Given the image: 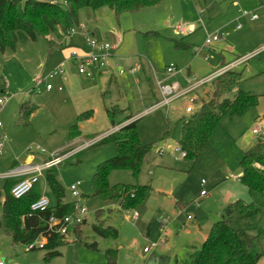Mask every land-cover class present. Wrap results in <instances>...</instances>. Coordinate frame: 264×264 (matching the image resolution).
<instances>
[{
	"label": "rangeland",
	"instance_id": "374dc122",
	"mask_svg": "<svg viewBox=\"0 0 264 264\" xmlns=\"http://www.w3.org/2000/svg\"><path fill=\"white\" fill-rule=\"evenodd\" d=\"M243 11H256L259 18L250 21L242 16ZM181 24L190 31L179 32ZM216 31L222 34L220 39L206 45L207 36ZM85 32L101 42L115 44L121 39L112 63H118L123 74L117 73L112 82L107 75L87 78L79 74L65 49L52 50V41L60 42L54 33L19 39L15 48L0 49V97L8 100L0 107V132L8 137L0 153V174L53 156L63 157L56 169L64 200L86 209L83 237L86 242H97L98 249L74 241L60 247L59 256L45 260L43 249L12 244L0 230V259L4 264H106L104 251L109 247L119 249L118 264H151L152 256L160 264L184 261L188 246H200L229 202L251 200L239 179L240 161L244 150L259 140L254 127L261 124L264 131V6L260 0H162L119 16L108 6L86 7L79 10L78 24L71 23L69 35L64 37L72 45L70 53L74 48H86ZM177 42L184 46L177 47ZM237 57H245L235 67L243 71L242 89L257 94L258 104L241 115L224 116L200 158L184 159L178 141L182 119L191 116L187 107L197 109L212 94L211 81L199 83ZM137 64L141 68L131 73ZM169 64L179 71L174 80L181 91L192 90L166 106L152 108L161 100L153 72H162ZM61 65L67 81L55 76L48 80L54 90L42 84L37 92L28 93L37 78ZM59 86L63 88L60 91ZM23 102L36 107L29 118L20 111ZM113 105H118L114 126L106 112ZM85 112L91 116L80 120L79 115ZM129 114L135 118L126 120ZM132 120H137L142 142L152 146L137 175L113 169L108 180L110 185L139 184L152 190L143 203L128 211L116 201L95 197L92 179L99 164L117 152L115 144L104 138ZM72 131L79 133L71 137ZM5 182L0 177V218ZM71 185H76L79 197L71 194ZM39 188L42 194L51 195L46 171ZM203 190L205 195H201ZM100 209L103 211L97 216ZM135 212L138 218L133 220ZM99 220L114 226L118 237L97 235L93 225ZM257 220L264 223V216ZM154 242L158 245L152 248ZM144 248L150 251L144 252ZM257 264H264V257Z\"/></svg>",
	"mask_w": 264,
	"mask_h": 264
},
{
	"label": "trees",
	"instance_id": "16d2710c",
	"mask_svg": "<svg viewBox=\"0 0 264 264\" xmlns=\"http://www.w3.org/2000/svg\"><path fill=\"white\" fill-rule=\"evenodd\" d=\"M160 2L162 0H0V49L4 51L7 46L15 48L19 39H37L53 33L60 42L52 41V50L72 47L64 37L69 35L71 23L78 24L80 9L87 7L96 10L108 6L119 16L124 12H138ZM260 2L264 4V0ZM176 46L182 47L184 44L177 42ZM243 80V71L235 68L226 69L211 80V97L194 109L191 116L182 119V135L178 145L184 152V159L196 161L200 158L213 130L224 116L241 115L258 104L257 94L242 89ZM196 101L194 98L193 102ZM117 106L106 108L113 126L116 123ZM35 110L36 107L27 102L20 106L21 113L27 118ZM90 116V112H85L79 115V119ZM132 117L129 114L125 118L129 120ZM76 127L77 124L73 125V128ZM78 133L72 131L71 137ZM107 139L115 144L117 152L99 164L92 179L94 196L103 201H116L123 210H135L145 201L152 187L139 184L110 185L108 176L113 169H127L137 175L152 145L142 142L137 131V120L112 132L104 138ZM240 165L242 173L239 179L248 188L251 200L238 198L229 202L223 216L212 225L200 246L189 247L187 258L184 261L176 260V264H257L264 257V223L257 220L260 215L264 216L263 140L259 138L244 150ZM46 179L51 195L47 194L50 206L43 212L31 209L32 203L42 196L39 183L28 194L17 199L12 196L11 188L18 179H5L6 195L2 201L0 230L11 238L12 244L29 246L38 239H45L42 245H33L29 249H43L44 259L50 260L61 254L59 248L68 241L56 227H49V218L55 216L61 219L72 215L76 202L64 200L65 190L57 178L56 166L46 170ZM102 211L98 210L96 215L100 216ZM83 223L72 227L74 241L98 249L97 242H86L83 237ZM93 230L103 238H117L119 235L114 226L105 225L103 220L95 223ZM105 257L107 264H117L118 249L108 248Z\"/></svg>",
	"mask_w": 264,
	"mask_h": 264
},
{
	"label": "built area",
	"instance_id": "2783aa9c",
	"mask_svg": "<svg viewBox=\"0 0 264 264\" xmlns=\"http://www.w3.org/2000/svg\"><path fill=\"white\" fill-rule=\"evenodd\" d=\"M243 17L248 18L251 21L258 19L257 13L254 11H243ZM177 30L183 34L189 32L190 30L183 24L177 27ZM222 34L217 32L209 34L205 40L206 45H211L214 41L220 39ZM85 40L87 42L86 48H74L73 51L70 53L69 59L77 66L78 73L84 75L87 78H93L95 74L100 75H108L111 71V59L114 55L115 50L118 47V44L121 42V39H117V43L112 44L110 42H101L97 39L92 38L88 33H84ZM245 57L234 61L233 63L228 64L225 68L215 71L210 76L206 77L203 81L199 84H204L210 82L213 78L217 75L221 74L226 69L234 68L240 62L244 61ZM141 68L140 64L131 68L130 72L135 73ZM179 71L177 70L174 64H169L165 72L162 76L158 75L154 72V80L157 87V90L161 96V100L152 108H158L168 105V103L177 97L181 93H188L192 90V88L188 89L185 92L181 91V87L179 83L174 80V77L177 75ZM61 76L66 77V71L64 67L58 66L57 68L53 69L49 73L44 76H41L36 79L34 86L29 89L28 93H34L39 90V86L45 84L46 89L50 90L53 88V85L48 82L49 79ZM198 84V85H199ZM62 87H59L61 90ZM8 102L7 98L0 97V107H3ZM194 108L192 106L187 107V112L192 113ZM3 127V123L0 120V129ZM263 126L260 124L259 126L253 129V133L259 136L261 140L264 141V131ZM8 142V137L5 133L0 132V153H2L6 143ZM178 150V149H177ZM182 155L184 152L179 148ZM159 153L163 152V148H159ZM63 157L53 156L50 158L45 159L42 163L29 165L21 168H15L3 174H0V177L8 179V178H16L18 179L17 182L11 188V194L14 198H21L28 194L34 186L40 182V177L44 174L46 170L49 168L55 167L59 165L62 161ZM205 181H201V185L203 186ZM71 194L74 197H79V192L77 190L76 185L70 186ZM206 192L203 190L201 195H205ZM50 206V198L47 194H42V196L32 203L31 209L33 211L43 212ZM86 211L84 207L75 204V212L72 215H67L61 219L51 216L49 218V227L55 228L56 230L64 235L67 239L71 235L72 227L83 223L82 214ZM138 213L135 212L131 219H137ZM45 242V239H38L35 243L29 245L31 248L33 245H42ZM157 243H152V248L157 247ZM149 248H144V252H149ZM0 264H4V261L0 259Z\"/></svg>",
	"mask_w": 264,
	"mask_h": 264
},
{
	"label": "crops",
	"instance_id": "0c3cea01",
	"mask_svg": "<svg viewBox=\"0 0 264 264\" xmlns=\"http://www.w3.org/2000/svg\"><path fill=\"white\" fill-rule=\"evenodd\" d=\"M260 4H261V6H264V4L263 3H261L260 2ZM255 13H256V11H254ZM259 18V17H258ZM257 20V19H256ZM251 21V20H250ZM255 21V20H254ZM217 33H219L218 31H216ZM215 33V32H214ZM221 34V33H220ZM90 35H93V33H91ZM70 42V40H68V43ZM65 50H66V52H68V55H70V49H72L71 47H67V48H64ZM113 57H114V55H113ZM112 57V58H113ZM240 58H242V57H237L236 59H234V60H232V61H230L229 63H226V66L228 65V64H230V63H233L234 61H237L238 59H240ZM138 65V64H137ZM168 66V65H167ZM166 66V67H167ZM237 66V65H236ZM235 66V67H236ZM166 67H165V69H166ZM234 67V68H235ZM165 69L162 71V72H156V71H154V72H156L158 75H160V76H162L163 74H164V72H165ZM236 69V68H235ZM153 72V73H154ZM117 73H119V74H123L122 73V71L120 70V67H119V65H118V63H112V59H111V71H110V73L107 75V76H109V82H112L113 80H115L116 79V74ZM210 76V75H209ZM208 77V76H207ZM62 80L63 81H67L68 79H67V74H66V77H62ZM59 87H62V86H59ZM59 87H58V90H59ZM63 89V88H62ZM61 89V90H62ZM48 90V89H47ZM52 90H54V87L52 88V89H50L49 91H52ZM60 91V90H59ZM195 98H197V97H195ZM133 116V115H132ZM133 118H135L134 116L131 118V119H133ZM255 128V127H254ZM233 178H235V176L233 175L232 176ZM238 199V198H237ZM206 237V236H205ZM67 241H68V244L70 243H73L74 242V239H73V236H72V234L70 235V237L67 239ZM65 246V245H64ZM63 246V247H64ZM191 246H193V245H189L188 247H191ZM195 246V245H194ZM109 248V247H108ZM108 248H106L105 249V251L108 249ZM118 249V248H117ZM105 251H104V255H105ZM62 255H63V253H62ZM118 255H119V249H118ZM154 257H156V256H152L151 258H150V263L151 264H160L159 263V259L157 260H155L154 259ZM178 260V259H177ZM105 261H106V257H105ZM118 263H119V260H118ZM117 263V264H118ZM105 264V263H104ZM107 264V263H106Z\"/></svg>",
	"mask_w": 264,
	"mask_h": 264
}]
</instances>
